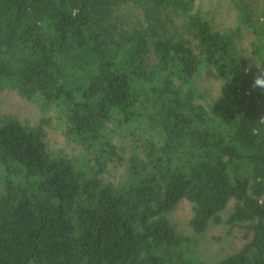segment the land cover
Masks as SVG:
<instances>
[{
  "label": "trees",
  "instance_id": "trees-1",
  "mask_svg": "<svg viewBox=\"0 0 264 264\" xmlns=\"http://www.w3.org/2000/svg\"><path fill=\"white\" fill-rule=\"evenodd\" d=\"M226 1L235 28L212 1L0 0V94L56 115L0 111V264H264V94L244 72L264 65V0ZM53 119L78 156L51 151ZM222 225L243 245L208 263Z\"/></svg>",
  "mask_w": 264,
  "mask_h": 264
},
{
  "label": "rangeland",
  "instance_id": "rangeland-1",
  "mask_svg": "<svg viewBox=\"0 0 264 264\" xmlns=\"http://www.w3.org/2000/svg\"><path fill=\"white\" fill-rule=\"evenodd\" d=\"M204 1L202 4L205 9L209 10L208 1L221 4L219 15L216 18L220 25L228 28H235L237 26L238 17L235 13L233 5H230L229 1L226 0H198ZM206 1V2H205ZM251 5L254 13L257 14L258 0H243ZM210 3V2H209ZM231 7V8H230ZM229 13V15H227ZM247 34V33H246ZM251 37L246 35L243 43V48L248 49L251 45ZM207 87L211 91L212 96L217 97L220 93V89L215 80V75L208 76ZM0 111L10 115H17L22 121H29L32 124L38 123L41 119L52 117L56 119V115L44 112L45 110L40 104L30 102L23 99L17 92L6 90L0 94ZM53 119V123L47 128L50 149L53 152L64 150L68 153H72L75 156L80 154V151L69 144L62 134V128ZM234 204L232 203L227 211L223 214L224 220L231 214ZM192 216V209L188 203H182L177 210L172 214L171 221L177 227L178 231L186 236H191L192 232L189 228V220ZM243 245V235L238 230H230L225 225L211 227L209 232L204 236L198 245V254L206 262H212L220 258L233 255L238 252Z\"/></svg>",
  "mask_w": 264,
  "mask_h": 264
},
{
  "label": "clouds",
  "instance_id": "clouds-1",
  "mask_svg": "<svg viewBox=\"0 0 264 264\" xmlns=\"http://www.w3.org/2000/svg\"><path fill=\"white\" fill-rule=\"evenodd\" d=\"M255 68V74L253 76V81L250 85V91L248 94H251L252 91L260 90L262 94H264V65L258 64L256 61H250L247 68L244 69L245 74H249L253 72ZM262 123H264V116L259 119Z\"/></svg>",
  "mask_w": 264,
  "mask_h": 264
}]
</instances>
